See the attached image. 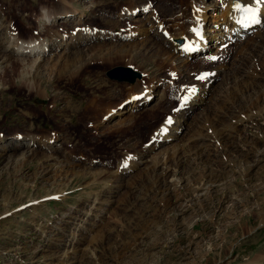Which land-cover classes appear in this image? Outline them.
Instances as JSON below:
<instances>
[{"label": "rangeland", "instance_id": "obj_1", "mask_svg": "<svg viewBox=\"0 0 264 264\" xmlns=\"http://www.w3.org/2000/svg\"><path fill=\"white\" fill-rule=\"evenodd\" d=\"M146 1L0 0V264H264V25L241 40L209 38L188 58L178 49L166 64L144 42L162 29L146 37L134 19H169L178 0L119 16ZM66 2L79 15L61 17ZM51 10L59 15L41 25ZM86 27L94 32L77 41ZM119 28L138 34L116 37ZM98 30L109 36L94 39ZM42 37V61L15 52L17 39ZM112 42L132 44L129 61L95 55ZM65 59L72 67L60 73ZM119 65L149 73L152 100L129 97L141 78L107 76ZM191 82L208 88L203 103L177 116L175 136L154 139L189 105L179 92Z\"/></svg>", "mask_w": 264, "mask_h": 264}, {"label": "bare ground", "instance_id": "obj_2", "mask_svg": "<svg viewBox=\"0 0 264 264\" xmlns=\"http://www.w3.org/2000/svg\"><path fill=\"white\" fill-rule=\"evenodd\" d=\"M208 1L209 0H190L189 4H187L184 7V4H182L183 0H178L180 10L178 12H174L169 19L159 14V12H156V13L154 12L152 16L145 15V18L143 17L144 19L143 18L134 19V21L137 22V27L139 28V32L142 33V35H145L146 37L151 34V31L154 25H157L156 27L157 30L162 29L161 34H159V32L156 31V33H154V38H151L152 36L151 35L147 37L146 40L144 41L146 43L150 42L152 44V48L153 50H155L153 52V55L157 56V58L160 57V59H158L160 62L169 64L170 60L174 57V54L176 53L175 51L176 50L178 51V49L179 51L181 50L182 53L185 56H187V58L188 56L191 57L193 54H195L194 51L196 50H202L203 52H205L206 50L210 49V48L205 49L209 45V40H207L209 38H210V41L213 40L214 42L215 41L224 42V40H235V39L241 40L245 35H247V33L257 30L258 28L264 25V4L258 6L261 9L260 16H259V19L261 20V22L258 24H249L244 19V13H242L241 11H237L234 7V5L237 3V0H218V2L216 3H213L214 1H211L209 2V4H208ZM240 1L243 4H254V0H240ZM130 3L128 2L126 3V5L120 6L119 16L121 17L126 14L122 18V20L127 16H130L128 18L133 20V18L135 17L134 13L137 7L142 8L143 13L145 11H148L149 8H151V2L149 3L148 0L145 3H141L140 5H137V6L136 5L133 6V4L129 5ZM75 7H78V5H74L72 3L68 5V3L66 2V5L64 4L63 6V10L60 9V11L62 10L61 17L65 19L67 17L71 18L75 15H79L76 12H80V11H77ZM189 7H191V12L188 11ZM58 8H59V3H58V6H56L55 10L59 11ZM209 8L213 9L212 15H211L212 19L210 20L211 21L210 24L208 23L206 19L207 11L209 10ZM55 10L49 11L50 14H54V15L45 14L44 17H42L43 24L41 25L51 24L53 23V21H55L54 17L59 15L58 13H54ZM164 11H166V9H164ZM81 13H84V12H81ZM86 28L90 29L89 27H86ZM120 31L124 32L121 28H119L118 30H116V33H114V35L116 36V34L118 33L117 36H119L120 38H127L129 34L131 35L138 34L135 31H131V32L126 31L124 32L125 34L121 33ZM93 32L94 30L90 29L89 32H86L84 34L85 36H83V34H80L77 37L78 38L77 41H80V40L85 41L86 39L90 38L89 36ZM96 32L97 31H95V33ZM98 32L99 33L95 35L94 39H101V38H106L107 36H109V33L106 30H98ZM74 33L77 34L76 29L71 31V35L73 36ZM56 34L60 35V33L58 32ZM69 36H70L69 33H65L63 37L55 35V40L59 37L62 39V41L58 43L57 46L68 44L69 39H67V37ZM179 41H182V43H180ZM18 42L20 44L17 45ZM48 43L46 42L45 37L38 38V39L34 38L30 40L28 39L26 43H22L21 40L18 41L17 39V42L14 44V47L16 46L14 50L16 53H22L30 57L35 55L36 57H33V59L30 60L32 64H35V63H38V61H42L41 58L44 56V54L48 50ZM128 44H131V43H121V42L113 43L112 42L111 44H108V45H106L105 43H100L99 45L100 47H103V49L101 50V52L95 53V55H98L100 57L105 56V57H117V58L127 59L129 57V49H126V46ZM165 44L168 45V47L173 50V53L169 52L170 49H168V47L165 49ZM95 46L97 45H94V47ZM61 55H58V58H57L58 60L61 59L60 57ZM161 56L163 57L165 56V57L161 58ZM79 57H81L80 59H82L83 56L81 55V53L78 54V58ZM179 59L180 58L175 57V60H179ZM51 60L53 61L52 62L53 65L56 64L55 63L57 61L56 59H51ZM127 60L129 61L130 59L128 58ZM72 62H70V59H65L64 62L61 63V67L58 68V71L60 73L69 71V68L72 67ZM143 72H144V77L138 80V82L136 81L137 83L134 85L135 88L133 92L131 93V95H129V97H134L138 99L139 97H143L142 101L140 102L145 104L146 102H149L150 100H152L151 98L154 97L153 95L155 92L152 88V79L148 78L146 81L143 80L145 79V77L149 76L148 75L149 73L144 70ZM215 75L218 76V74H215ZM190 84L192 85L191 86H186L184 84H182V86L180 85V92L178 91L179 94L181 95L180 97H184L183 101L187 100L189 102V105H186V107H184L185 105H183V103H180V106H177V108L179 107L177 109V112L180 111L179 114L177 113L178 115L176 114L177 120L176 118H174V120H167L169 118L166 117L164 122L161 124L162 126L161 129L159 130L157 128L159 131L154 133L153 136H157L154 139L168 140L172 138L173 136H175V133H177V131H179L180 128L184 125V122H182V119L177 116H182L185 118L188 116V112H190L191 109H193L194 107H197L196 104L203 103L202 100L205 99V95L208 92V88L206 86H198V83L197 85H194L193 82H191ZM252 100H253V97H251V101ZM140 102H137V103L139 104ZM32 141H33L32 144H34L35 143L34 137ZM206 152H209V151H206ZM202 155H203V152L199 151L198 149L197 157H202ZM132 161H134V159H132ZM134 165H135V162H134ZM124 168H127V167L124 166ZM200 180L206 181L207 179L206 178L204 179L202 178V176H200L198 181Z\"/></svg>", "mask_w": 264, "mask_h": 264}, {"label": "snow or ice", "instance_id": "obj_3", "mask_svg": "<svg viewBox=\"0 0 264 264\" xmlns=\"http://www.w3.org/2000/svg\"><path fill=\"white\" fill-rule=\"evenodd\" d=\"M262 4H264V0H254V4H243L240 2V0H237V3L234 5V7L237 11L244 13V19L249 24H258L261 22L259 19L261 9L258 6ZM211 59L216 58L212 57Z\"/></svg>", "mask_w": 264, "mask_h": 264}, {"label": "water", "instance_id": "obj_4", "mask_svg": "<svg viewBox=\"0 0 264 264\" xmlns=\"http://www.w3.org/2000/svg\"><path fill=\"white\" fill-rule=\"evenodd\" d=\"M107 75L111 79H117L119 81L134 82L137 78L141 77V73L134 70L131 67L115 66L107 71Z\"/></svg>", "mask_w": 264, "mask_h": 264}]
</instances>
